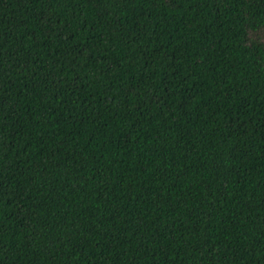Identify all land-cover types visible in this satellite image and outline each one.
I'll use <instances>...</instances> for the list:
<instances>
[{
	"label": "trees",
	"instance_id": "trees-1",
	"mask_svg": "<svg viewBox=\"0 0 264 264\" xmlns=\"http://www.w3.org/2000/svg\"><path fill=\"white\" fill-rule=\"evenodd\" d=\"M0 264H264V0H0Z\"/></svg>",
	"mask_w": 264,
	"mask_h": 264
},
{
	"label": "snow or ice",
	"instance_id": "snow-or-ice-1",
	"mask_svg": "<svg viewBox=\"0 0 264 264\" xmlns=\"http://www.w3.org/2000/svg\"><path fill=\"white\" fill-rule=\"evenodd\" d=\"M250 39L255 40L256 39V34H251Z\"/></svg>",
	"mask_w": 264,
	"mask_h": 264
}]
</instances>
